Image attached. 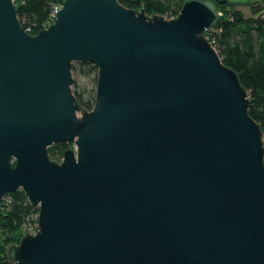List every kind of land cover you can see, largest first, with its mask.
Wrapping results in <instances>:
<instances>
[{
	"label": "water",
	"instance_id": "water-1",
	"mask_svg": "<svg viewBox=\"0 0 264 264\" xmlns=\"http://www.w3.org/2000/svg\"><path fill=\"white\" fill-rule=\"evenodd\" d=\"M217 18L62 0L32 35L0 0V216L18 190L38 210L12 264H264L263 133L206 38ZM74 62L97 68L90 110Z\"/></svg>",
	"mask_w": 264,
	"mask_h": 264
},
{
	"label": "trees",
	"instance_id": "trees-1",
	"mask_svg": "<svg viewBox=\"0 0 264 264\" xmlns=\"http://www.w3.org/2000/svg\"><path fill=\"white\" fill-rule=\"evenodd\" d=\"M62 0H14L17 18L23 29L29 28V34H36L47 27L53 6ZM187 0H118L123 6L144 9L149 16L162 15L175 17L182 4ZM220 13L206 36L216 50L221 62L232 68L238 75L241 85L248 93V113L260 125L264 137V0H248L252 17L243 19L239 11L230 8L227 0H209ZM72 70L83 75L93 76L96 84L97 68L91 63H80ZM79 104L90 110L94 103L92 93L84 100L81 94L72 91ZM66 145H52L48 148L51 160L61 159ZM9 203L2 202L0 216V264H12L7 251L19 242L21 228L35 225L37 209H32L18 190L5 196Z\"/></svg>",
	"mask_w": 264,
	"mask_h": 264
},
{
	"label": "rangeland",
	"instance_id": "rangeland-1",
	"mask_svg": "<svg viewBox=\"0 0 264 264\" xmlns=\"http://www.w3.org/2000/svg\"><path fill=\"white\" fill-rule=\"evenodd\" d=\"M227 1H232V0H227ZM234 1H237V0H234ZM76 64H80V63L78 62L73 63L74 66H77ZM71 74H72V80H73L72 85H71L72 91L74 90L78 94H81L84 100H86L89 97V95H91L92 93L95 94V82L93 80L92 75L86 76L81 73H77L75 70H72ZM263 140H264V137H263ZM3 202H5V200H3ZM7 203H9V199ZM35 228H36V224L34 226L30 225L28 227L21 228L20 232L22 235L25 233H34Z\"/></svg>",
	"mask_w": 264,
	"mask_h": 264
},
{
	"label": "crops",
	"instance_id": "crops-1",
	"mask_svg": "<svg viewBox=\"0 0 264 264\" xmlns=\"http://www.w3.org/2000/svg\"><path fill=\"white\" fill-rule=\"evenodd\" d=\"M228 3L230 4L229 6L230 8H234V10L240 12L243 19H249L253 16L248 0H237V1L232 0V1H228Z\"/></svg>",
	"mask_w": 264,
	"mask_h": 264
},
{
	"label": "built area",
	"instance_id": "built-area-1",
	"mask_svg": "<svg viewBox=\"0 0 264 264\" xmlns=\"http://www.w3.org/2000/svg\"><path fill=\"white\" fill-rule=\"evenodd\" d=\"M59 7H60V5H55V6H53L49 18H52V17H55V16H56V13H57ZM218 16H220V13H219V12H218ZM165 18H167V17H165ZM167 19H169V18H167ZM25 30L29 31L30 29L27 28V29H25ZM206 34H207V33H206ZM206 38H207V36H206ZM207 39H208V38H207ZM208 41H209V40H208ZM209 43L211 44L210 41H209ZM211 45H212V44H211ZM3 200H5V202H8V199H6L5 197L3 198ZM3 200H2V202H3Z\"/></svg>",
	"mask_w": 264,
	"mask_h": 264
}]
</instances>
